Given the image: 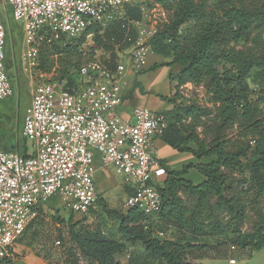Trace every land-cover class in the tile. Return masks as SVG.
I'll return each instance as SVG.
<instances>
[{
	"label": "trees",
	"instance_id": "obj_1",
	"mask_svg": "<svg viewBox=\"0 0 264 264\" xmlns=\"http://www.w3.org/2000/svg\"><path fill=\"white\" fill-rule=\"evenodd\" d=\"M173 3L175 11L170 23L151 40L153 52L171 60L145 70L179 65V72L171 74L172 80H178L177 87L188 82L203 85L213 106L170 99L174 109L163 112L169 126L162 139L198 159H215L188 163L180 170L169 168L161 159L167 174L161 185L156 184L162 198L156 216L148 218L135 208H127L124 213L107 210L119 220L120 239L100 228L78 230L80 221L72 220L73 245L68 250V264H78L81 259L96 264H121L116 254L124 252L128 245L144 249L143 253H129L128 264H203L194 261L195 252L207 255L210 250L205 249L212 247L214 258L216 250L230 240L241 249L264 248V109L261 108L264 88L256 92L248 82L255 67L260 65L264 71V57L248 46H237L241 40L263 43L264 6L256 7L248 0H173ZM127 12L131 19L142 18L140 9L128 7ZM90 32H94L93 46L109 51V60L114 61L115 42L124 35L122 20L103 33L98 29ZM85 41L86 34L74 41L63 39L43 48L41 55L49 58L78 50ZM83 51L80 54L84 55ZM222 64L229 66L220 69ZM47 66L50 65L45 61L41 69L46 70ZM75 83L73 76L68 84ZM255 94L256 100L252 97ZM193 168L205 176V181L195 184L185 178ZM250 212L254 220L244 230ZM144 221L150 229H145ZM159 225L175 228V237L155 236L152 230ZM209 237L224 239L216 245L198 242L199 238ZM0 264L24 262L16 257H0Z\"/></svg>",
	"mask_w": 264,
	"mask_h": 264
},
{
	"label": "built area",
	"instance_id": "obj_2",
	"mask_svg": "<svg viewBox=\"0 0 264 264\" xmlns=\"http://www.w3.org/2000/svg\"><path fill=\"white\" fill-rule=\"evenodd\" d=\"M5 2L21 27L22 70L33 75L32 103L22 135L34 140L35 150L29 155L20 149L5 152L0 148V257L15 256V243L41 217L50 201L56 200L78 216L96 208L98 159L111 167L129 189L127 208H135L148 218L156 216L162 204L156 184L163 183L167 170L153 141L166 133L167 117L149 107H137L132 117L125 119L118 108L123 76L129 70L139 73L149 67L151 40L170 23L169 14L175 11L173 0ZM128 7L140 9L142 18L131 19ZM117 20H122L124 35L115 42L114 61L82 64L71 86L67 80L45 77L48 73L54 75L56 67L49 72L40 69L43 48L63 39L74 41L84 34L88 40L84 44L93 42L92 29L103 33ZM6 39L0 6V100L13 94L6 71ZM143 224L150 229L147 221ZM55 243L60 245L62 241Z\"/></svg>",
	"mask_w": 264,
	"mask_h": 264
},
{
	"label": "rangeland",
	"instance_id": "obj_3",
	"mask_svg": "<svg viewBox=\"0 0 264 264\" xmlns=\"http://www.w3.org/2000/svg\"><path fill=\"white\" fill-rule=\"evenodd\" d=\"M253 2L256 7L264 6V0H248ZM0 6L3 11V19L7 28L6 39V71L11 77L13 94L6 100H0V148L5 152H13L21 149L23 153L29 155L33 153L34 140L25 138L22 135V127L26 118L27 111L32 103L31 95V80L33 75L29 72L26 73L22 70L20 61L21 51L24 48L23 37L21 33V27L18 22L12 18L10 7L7 6L5 0H0ZM10 13V14H9ZM171 13L169 14V17ZM87 40V39H86ZM88 41V40H87ZM86 41V42H87ZM93 42L87 44H81L79 47L86 53L80 54V48L78 50H70L65 53H56L54 55L40 56V69L43 63L46 61L50 65L47 69L42 71L49 72L54 67L56 71L46 74V78L54 77L59 80H71L76 72L78 66L87 63L89 61H107L110 57L108 51L104 55L102 48L94 47ZM238 47L248 46L260 57H264V35L263 43L256 45L252 40H241ZM224 66L220 65V69ZM51 69V70H50ZM150 71V70H148ZM179 72V71H178ZM178 72H173L176 75ZM137 75V74H136ZM133 75L130 83L136 85V78ZM252 80L249 78L248 82L250 87H253L256 92H259L264 88V71L262 66L255 67L251 74ZM178 80H173V94L169 97H165L169 102L170 99H175L179 102H195L198 104H204L213 106L210 102V95L207 93V89L203 85H196L195 83L188 82L183 88H178ZM255 100L258 95L252 96ZM174 103V102H172ZM261 108L264 109V104H261ZM201 131V130H200ZM98 171L96 173V183L98 193L101 195L100 199L96 203V208H93L85 215H74L68 208L58 203L56 200L50 201L47 206L42 210V215L37 221L36 229L32 230L27 236H22L18 242L29 240L32 246V256L38 257L43 260L45 264H68L70 254L69 248L73 245V241L70 235V229L73 222L80 221L78 230L90 229L97 230L98 228L104 230L107 234H111L114 237H119L118 224L119 220L115 215H110L107 210H113L117 213H124L127 211L126 198L129 189L123 184L119 175L112 170L111 167L104 166L102 161L98 159L96 161ZM161 185V183H160ZM249 219L244 226V230L251 227L254 215L249 213ZM168 229L166 225H159L155 228L156 234L160 238H166L168 235ZM166 233V234H165ZM176 234H173L175 237ZM60 239L62 243L56 245V241ZM233 242L225 243L216 250V257L205 260L204 264H264V248L259 251H251L250 249H232ZM141 249L136 248L131 251L130 254L139 253ZM215 253V250L213 251ZM122 256L124 262L129 260L128 255L125 253ZM24 262V264H36L31 261L32 257L27 256L26 253L17 255L13 258ZM231 259L235 260L231 263ZM79 264H89L86 260L81 259Z\"/></svg>",
	"mask_w": 264,
	"mask_h": 264
},
{
	"label": "crops",
	"instance_id": "obj_4",
	"mask_svg": "<svg viewBox=\"0 0 264 264\" xmlns=\"http://www.w3.org/2000/svg\"><path fill=\"white\" fill-rule=\"evenodd\" d=\"M170 57H165L161 54H157L152 52L149 55V66L155 63H162L164 61H170ZM180 70L179 65H163L158 67L155 70H145L139 73H134L132 71H127L123 76V88H122V103L118 108L119 113L125 119H130L132 117L133 111L137 107H149L158 112H166L174 109V103L164 100L163 97H170L173 94V80L171 79V74L173 72H178ZM137 74V75H136ZM133 75H136V85L130 83L132 81ZM153 147L158 151V157L160 159L165 160L166 165L174 170H180L184 168V166L188 163H207L213 161L215 158L213 157H204L202 159H198L191 152H180L171 145L165 143L162 138H157L153 141ZM185 178L191 180L195 184H200L205 181V176H203L196 168H193L189 171L188 174H185ZM127 187V186H126ZM40 219V218H39ZM31 223L26 229L23 236H27L32 230L36 229L37 221ZM119 234V233H118ZM158 234H161L158 232ZM166 234V233H165ZM173 234H176V230L173 227H169L168 235L166 234V238H174ZM121 235L119 234L120 239ZM224 238H199L200 243L216 245L217 242ZM29 243V240H25L22 242H16L14 245V253L17 255H21L26 253L27 256L32 257L31 261L36 264H45L43 260L38 257L32 256V246ZM139 248L141 251L139 253H143L144 249L140 245H128L127 249L122 252L116 254V259L121 264H128L129 260L124 262L122 260L123 254H127L129 257V253L134 251V249ZM209 251L206 255L203 251L195 252L192 256L197 263H205V260H208L212 257V247L205 249V251ZM199 254V255H198ZM205 254V255H204ZM198 255V256H196ZM203 257H199V256ZM210 256V257H209ZM86 260V259H84ZM89 264H96L89 260H86ZM231 263H234L232 259ZM80 263V261H79ZM78 263V264H79Z\"/></svg>",
	"mask_w": 264,
	"mask_h": 264
}]
</instances>
